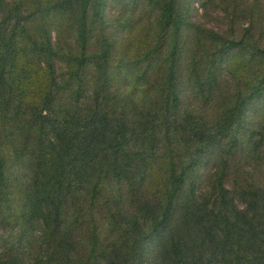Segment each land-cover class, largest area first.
<instances>
[{
    "label": "trees",
    "instance_id": "1",
    "mask_svg": "<svg viewBox=\"0 0 264 264\" xmlns=\"http://www.w3.org/2000/svg\"><path fill=\"white\" fill-rule=\"evenodd\" d=\"M22 1L0 0V198L7 159L21 161L26 187L15 219L39 223L32 239L45 247L31 258L0 253V264H264V101L249 143L243 121L247 103L264 95V47L251 22L239 35L212 31L224 48L255 59L231 77V104L213 127L206 102L230 82L219 81V49L196 37L177 74V0H147L159 12L154 24L170 38L156 63L150 52L165 38L161 30L144 56L141 43L125 42L112 63L119 47L113 32L103 36L106 0ZM66 7L64 39L50 13ZM111 64L132 74L120 81L131 76L132 91L111 86ZM139 69L148 72L134 77ZM153 70L155 80L148 78ZM141 81L158 99L139 108ZM183 85L191 98L207 94L194 117L187 108L178 114ZM229 129L235 141L216 145ZM240 156L256 166L243 171ZM203 160L208 174L197 192Z\"/></svg>",
    "mask_w": 264,
    "mask_h": 264
},
{
    "label": "rangeland",
    "instance_id": "2",
    "mask_svg": "<svg viewBox=\"0 0 264 264\" xmlns=\"http://www.w3.org/2000/svg\"><path fill=\"white\" fill-rule=\"evenodd\" d=\"M10 1V0H6ZM22 1V0H21ZM24 1V0H23ZM22 1V2H23ZM31 2L33 0H27ZM104 7L101 9L100 17L103 18L108 24L103 33L107 35L108 32H113L110 35H114L118 50L111 58L112 63L117 60L120 55L124 54V49L122 48L121 43L128 42L132 46L141 43L140 51L143 56L154 43L155 34L162 31V35L165 38H161L158 44V50L155 52H150V60H153V63L158 59V54L162 51L168 50L170 47V38L168 34L164 33V28H162V23L154 24L158 18L159 12L156 9V5H153V2L149 3L147 0H106ZM156 1V0H152ZM244 1L246 4H244ZM254 0H177V13L182 17V24L179 30V43H178V59H177V74L182 70L183 62L187 58L192 57V41L194 38L201 39L205 44L210 47H216L219 51L216 53L217 67L221 75L219 76V81L225 80L230 82L226 90L221 87L218 88L217 92L213 94V101H207L210 108L207 113L210 112L211 115V124L210 126H218L221 113H223L224 107H228L231 102L230 99L233 96V83L231 77L235 78L236 75L241 74L244 68L248 69L250 65L255 61L254 58L250 59V56H246L247 50L244 51V55L241 51L236 50L235 48H224L222 44H218V41L213 37L215 34L212 31H217L219 33L230 34L231 30L236 32L238 35L242 34L246 27L249 26L250 22L252 25L251 33L256 37L261 47H264V0H260L262 5L258 7H253L252 3ZM27 3V2H26ZM69 8L64 9H53L50 13L51 19L54 21V25L60 31L61 36L66 38V32L68 31L67 21L65 18ZM31 27L38 25L39 16L36 15L31 18ZM198 26H203L204 30L198 32L196 29ZM60 29V30H59ZM52 31V37L56 36L54 30ZM156 35V37H157ZM249 38V36H247ZM103 37H100L98 40V47L101 46ZM19 48L23 46L26 47V40L23 45H21L20 38L18 39ZM5 43V42H2ZM160 49V51H159ZM123 53V54H122ZM190 54V57H188ZM190 60V59H189ZM253 61V62H252ZM112 72L115 74L112 76L110 83L113 88H116L117 85H120L124 91H132L134 79H131V76L125 78L124 82H120L121 79L125 76L132 75L128 71H123L118 73V69L114 64H111ZM228 72L227 77H224V72ZM148 69H139L136 71L134 77L143 76L147 73ZM148 78L155 80L158 78V73L153 70L148 74ZM127 81V85L125 84ZM142 86H140V91H145L144 94H141L138 98L140 101L137 102L138 107L147 102H153L158 99V96H155L152 85H148V89L144 90L146 85H143L144 82L141 81ZM231 85V86H230ZM230 86V87H229ZM185 86H180L177 88L176 95H178V114H183L184 109L187 108L193 117L199 112V103L202 104L207 98V94H199V97L195 96L189 97L188 92L184 88ZM221 89V91H220ZM151 92V93H150ZM152 95V96H150ZM263 95V94H262ZM156 97V98H155ZM264 95L260 98H255L250 100L245 106L244 111V128L247 136H244V139L250 141L251 135L255 130L258 114L263 108ZM228 112L224 113L226 115ZM212 128V127H211ZM192 135L196 133V129L193 130L191 126L189 128ZM237 133V138H238ZM235 133L231 129L220 131V134L215 137L216 145L221 143L231 144L235 141ZM179 140L184 139L179 136ZM245 141L242 143L244 144ZM248 144H245V146ZM244 146V145H243ZM262 155L259 156L260 169H263L264 173V150ZM211 152H208V154ZM241 162H239L241 169L243 171H250V168L256 166V159L254 158H245L240 156ZM6 182L3 183L4 194L0 198V253L6 255L22 254L25 257L31 256H41L43 254V249L45 247L44 243L39 239H32L35 234H38L40 231L39 223L30 226V224L23 219H15L16 213L18 212L20 206V198L26 187V170L24 169V164L16 163L13 158H8L6 162ZM161 165H158L160 169ZM206 161H202L198 164L197 174L201 176V179L195 184L196 191L200 192L202 188H205V178L207 176L206 170L208 168ZM155 168V167H154ZM219 170V168H218ZM259 174V175H260ZM261 176V175H260ZM262 177V176H261ZM227 181L232 184L231 179L227 177ZM79 230L80 227L77 226ZM80 240V239H79ZM32 241V245L30 242Z\"/></svg>",
    "mask_w": 264,
    "mask_h": 264
}]
</instances>
